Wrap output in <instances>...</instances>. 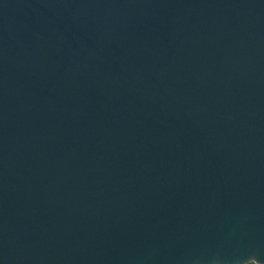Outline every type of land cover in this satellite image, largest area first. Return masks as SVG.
<instances>
[{"label": "water", "instance_id": "1", "mask_svg": "<svg viewBox=\"0 0 264 264\" xmlns=\"http://www.w3.org/2000/svg\"><path fill=\"white\" fill-rule=\"evenodd\" d=\"M0 264H264V0H0Z\"/></svg>", "mask_w": 264, "mask_h": 264}]
</instances>
